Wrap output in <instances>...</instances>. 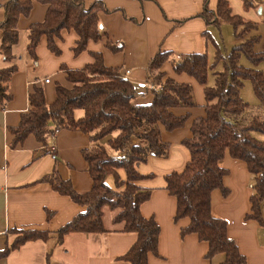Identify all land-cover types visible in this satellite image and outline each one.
<instances>
[{
  "label": "trees",
  "instance_id": "obj_1",
  "mask_svg": "<svg viewBox=\"0 0 264 264\" xmlns=\"http://www.w3.org/2000/svg\"><path fill=\"white\" fill-rule=\"evenodd\" d=\"M47 5L44 20L31 24L27 30L26 51L37 64L36 48L42 36L46 37L48 50L60 54L56 39L62 30H73L77 39L72 52L78 55L86 50L89 41L102 40L106 33L101 25L100 12H110L102 1L85 4L82 0H8L4 4V18L0 22V56L7 64L0 67V103L12 98L8 81L18 70L13 46L18 42L17 22L27 15L33 2ZM243 8L255 6L253 0H241ZM207 25L220 27L222 23L233 26L237 41L223 56L212 35L205 30V49L201 52L174 53L159 49L145 67L146 93L152 95L148 104H136L134 99L141 94L134 84L121 74L118 67H107L100 52H91L93 61L82 68L71 69L61 65L70 87L55 84V100L46 104L42 87H34L28 96V111L21 115L19 124L9 128L14 147L30 134L43 144L53 130L69 129L89 135L92 146L82 149L92 186L86 192L76 191L69 179H63L54 168L40 181L48 182L52 189L68 196L85 209L55 232L56 243L61 244L65 235L74 232H109L103 224V207L117 209L113 218L120 224L116 231L135 233L136 239L128 250L116 259L129 264H148V256L158 255L160 228L154 218H145L140 205L150 196V189L136 184L142 179L136 166L145 162L149 155L165 156L169 143L161 138V128L172 131L183 127L189 114L177 116L174 108H191L192 87L189 83L176 82L165 77L162 70L168 62L175 73H185L203 86L205 116L195 118L190 126L191 135L182 140L189 150L190 158L180 172L165 175L168 193L176 199L174 222L188 218L189 224L180 229L181 237L194 233L199 241L208 245L205 257L223 256L220 264H244L236 242L227 235L226 221L212 216L210 197L218 189L228 193L223 184L227 170L219 161L228 153L242 160L253 175V193L250 196V212L247 219L263 223L261 204L264 201V140L252 132L264 134V74L257 68L264 62V49H258L261 36L257 24L241 15L232 13L228 0H217L215 9H210L208 0H203V9L198 14ZM183 22L178 21L177 23ZM208 43L215 48L213 61H209ZM105 46L119 51L122 44L109 40ZM244 56L253 67L239 63ZM223 60L222 70H214ZM213 71L214 84L207 85L209 71ZM248 80L258 100L251 105L241 97L243 82ZM81 110L80 116L76 111ZM123 169L125 180L120 181L117 170ZM113 175L114 190L106 183ZM53 212L46 210V219ZM15 234L10 244L0 250V258L7 257L28 241H45L51 235L42 229H11ZM49 254L46 255L48 263Z\"/></svg>",
  "mask_w": 264,
  "mask_h": 264
},
{
  "label": "crops",
  "instance_id": "obj_2",
  "mask_svg": "<svg viewBox=\"0 0 264 264\" xmlns=\"http://www.w3.org/2000/svg\"><path fill=\"white\" fill-rule=\"evenodd\" d=\"M7 1L0 0V22L4 18V4ZM82 1L90 4L98 0ZM99 1L110 11L99 14L106 36L99 41H89L86 50L78 55L72 52L77 39L73 30H62L60 38L56 39L59 55L48 50L46 37L42 36L36 48L35 66L26 51L27 30L31 24L44 20L47 5L35 1L30 12L18 19L19 38L13 46L18 70L7 83L11 100L4 107L0 103V250L14 239L15 234L11 232L14 228L42 229L51 235L45 241L22 244L7 257L0 258V264H45L47 254L49 264H129L116 258L128 250L136 235L116 231L121 226L113 222L118 210L108 206L103 207L102 217L104 227L109 232L68 233L61 244L56 243L54 232L85 207L55 192L48 182L40 179L56 168L63 179L71 181L76 191H88L92 179L81 151L93 145L89 135L76 130H57L55 150L52 151L48 148L49 137L43 144L32 134L12 147L13 136L9 128L17 126L21 115L28 111V96L35 86L42 87L46 104H51L56 97V83L71 86L60 66L82 68L93 61L91 52H100L105 66L120 68L121 74L134 84L141 94L134 99L136 104L150 103L152 95L146 93L148 85L145 82L148 61L159 49L176 54L203 51L205 42L202 34L207 30V24L198 16L203 9V0ZM228 2L231 6L230 0ZM216 3L217 0H208L209 8L215 9ZM235 6L236 10L233 12L231 9L232 13L256 22L259 28L260 16H264L262 0L255 2V6L248 10L243 8L242 3ZM181 20L183 22L177 23ZM260 25L264 38V24ZM107 40L114 44L121 43L122 48L111 51L105 46ZM258 49H264V45L259 44ZM6 65L0 56V67ZM162 70L165 77L191 85L196 105L172 109L173 114H189V118L181 128L172 131L161 128L162 140L169 143L168 153L165 156L149 155L145 162L136 166V170L144 176L136 184L151 191L149 198L140 205V212L145 218H154L160 228L158 255L150 254L148 264H220L223 259L221 254L211 259L205 257L208 245L199 241L196 234L181 237L180 229L187 226L190 220L181 218L174 222L176 199L165 189V175L182 171L190 158L182 140L191 135L192 121L205 116L203 86L185 73H175L168 62L164 63ZM45 79L49 81L45 82ZM219 165L227 170L223 184L228 193L222 195L218 189L212 191L211 214L226 221L227 235L244 255V264H264V201L261 204L262 224L246 218L251 207L253 175L242 160L232 158L228 153L219 161ZM117 173L120 181H124V170L118 169ZM106 183L115 188L114 176L109 175ZM46 210L53 212L49 219H46Z\"/></svg>",
  "mask_w": 264,
  "mask_h": 264
},
{
  "label": "rangeland",
  "instance_id": "obj_3",
  "mask_svg": "<svg viewBox=\"0 0 264 264\" xmlns=\"http://www.w3.org/2000/svg\"><path fill=\"white\" fill-rule=\"evenodd\" d=\"M234 0H230L231 2V9L233 10V12H235L236 10V6L235 4L239 3L241 4L242 2H240L239 0H236L235 3L233 2ZM254 2H258L260 3L261 0H253ZM241 14V13H239ZM260 24H264V16H260V23H259V28H258V33L261 36L262 32H263V28L261 27ZM206 29L210 32V34L214 37V41L218 44L221 54L223 56H225L231 49V47L237 42L235 37H234V30H233V26L229 23H222L220 25V27L217 26H213V25H207ZM257 33V31H256ZM264 38L261 36L260 39V43L259 44H263L264 45V41L262 42ZM208 55H209V61L212 62L213 61V57L215 55V48L213 46L212 43H208ZM239 63L245 67H253L252 64L244 57L241 56ZM223 67V60H221L217 67L214 70H222ZM258 69H260L263 74H264V62H261L260 64H258L257 66ZM209 71L208 74V81H207V85L212 86L214 84V75H213V71ZM241 97L244 101H246L247 103L251 104V105H257L258 104V100L255 97L251 84L248 80H245L243 82V86L241 88ZM82 114L81 110H77L76 111V115L80 116ZM253 136L264 140V134L258 133V132H252ZM124 188V186L120 185L119 188H113L114 190H122Z\"/></svg>",
  "mask_w": 264,
  "mask_h": 264
},
{
  "label": "built area",
  "instance_id": "obj_4",
  "mask_svg": "<svg viewBox=\"0 0 264 264\" xmlns=\"http://www.w3.org/2000/svg\"><path fill=\"white\" fill-rule=\"evenodd\" d=\"M263 2H264V0H262ZM49 81V79H45V82H48ZM56 132H57V130H53L50 134H49V140H50V143H49V145H48V148L50 149V150H52V151H54L55 150V143H54V141H55V136H56Z\"/></svg>",
  "mask_w": 264,
  "mask_h": 264
}]
</instances>
